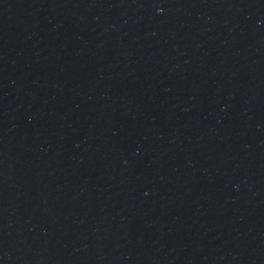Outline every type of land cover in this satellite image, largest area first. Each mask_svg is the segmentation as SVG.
I'll list each match as a JSON object with an SVG mask.
<instances>
[{"label": "water", "instance_id": "obj_1", "mask_svg": "<svg viewBox=\"0 0 264 264\" xmlns=\"http://www.w3.org/2000/svg\"><path fill=\"white\" fill-rule=\"evenodd\" d=\"M0 264H264V0H0Z\"/></svg>", "mask_w": 264, "mask_h": 264}]
</instances>
